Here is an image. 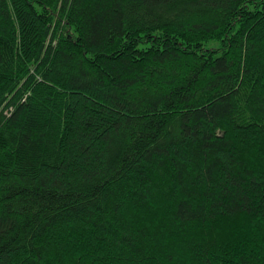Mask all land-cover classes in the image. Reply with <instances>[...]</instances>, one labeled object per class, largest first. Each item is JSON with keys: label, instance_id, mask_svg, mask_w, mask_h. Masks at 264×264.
<instances>
[{"label": "trees", "instance_id": "obj_1", "mask_svg": "<svg viewBox=\"0 0 264 264\" xmlns=\"http://www.w3.org/2000/svg\"><path fill=\"white\" fill-rule=\"evenodd\" d=\"M0 264H264V0H0Z\"/></svg>", "mask_w": 264, "mask_h": 264}]
</instances>
